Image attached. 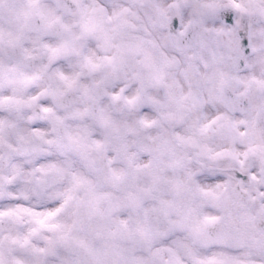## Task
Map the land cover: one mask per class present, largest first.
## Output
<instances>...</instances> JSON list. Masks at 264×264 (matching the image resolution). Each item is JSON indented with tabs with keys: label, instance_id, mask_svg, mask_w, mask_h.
I'll return each instance as SVG.
<instances>
[{
	"label": "snow or ice",
	"instance_id": "6c2138e0",
	"mask_svg": "<svg viewBox=\"0 0 264 264\" xmlns=\"http://www.w3.org/2000/svg\"><path fill=\"white\" fill-rule=\"evenodd\" d=\"M0 264H264V0H0Z\"/></svg>",
	"mask_w": 264,
	"mask_h": 264
}]
</instances>
